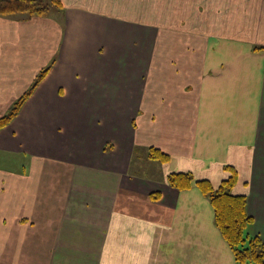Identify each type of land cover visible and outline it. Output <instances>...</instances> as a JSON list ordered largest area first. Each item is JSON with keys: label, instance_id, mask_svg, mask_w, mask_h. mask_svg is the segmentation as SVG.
<instances>
[{"label": "crops", "instance_id": "obj_1", "mask_svg": "<svg viewBox=\"0 0 264 264\" xmlns=\"http://www.w3.org/2000/svg\"><path fill=\"white\" fill-rule=\"evenodd\" d=\"M45 68L0 128V264H236L197 183L149 197L147 146L214 186L232 166L264 242V0L0 13V117Z\"/></svg>", "mask_w": 264, "mask_h": 264}, {"label": "trees", "instance_id": "obj_2", "mask_svg": "<svg viewBox=\"0 0 264 264\" xmlns=\"http://www.w3.org/2000/svg\"><path fill=\"white\" fill-rule=\"evenodd\" d=\"M41 0H0V13L26 12L33 10L42 11ZM35 8V9H34ZM48 68L43 69L37 79L24 94H22L15 105L0 117V128L5 126L17 113L23 101L31 94L36 83L43 77ZM157 158H165L166 154L160 149L150 148ZM191 175L186 172H177L169 175L170 184L177 187H186L191 183ZM235 181V175L231 174L223 179L217 188H214L206 179H198L194 182L201 191L209 198L213 210L216 225L219 227L223 237L232 248L236 264H264V242L259 235L247 236L244 229L252 222V217L247 212L246 196L234 194L230 188ZM240 244V245H239Z\"/></svg>", "mask_w": 264, "mask_h": 264}, {"label": "rangeland", "instance_id": "obj_3", "mask_svg": "<svg viewBox=\"0 0 264 264\" xmlns=\"http://www.w3.org/2000/svg\"><path fill=\"white\" fill-rule=\"evenodd\" d=\"M36 1H39V0H36ZM41 2H42V6L44 7V9L42 10V11H38V10H33L32 12L31 11H26V12H22V13H27L28 15H32V14H35V13H39V14H42L43 13V11H45V10H47L48 9V7H50L52 4H54L55 3V0H41ZM42 7V8H43ZM35 9V8H34ZM14 13V12H13ZM16 13H19V12H16ZM150 148H155V149H159L158 147H156V146H147V147H145L143 150H144V152H145V156H144V158H145V167L143 166V167H141V165L138 167V169L140 170V171H144V174H145V178H146V180L147 181H149L150 183H149V185H151V186H155L154 188H153V190H151L150 192V195H149V197L151 198V199H153V200H161V188H162V186H164V185H169V186H172L173 188H176L177 190H182V189H186V188H189V187H191V184L196 180V179H194V176L191 174V173H189V172H186V173H189L190 175H191V177H192V179H191V183H190V185H188V186H186V187H177V186H174V185H172V184H170V182H169V175L170 174H172V173H177V172H182V171H169V172H165L164 171V166H163V164L168 160V155L164 152V151H162V152H164L165 154H166V157L165 158H157V157H152V156H150L151 154L153 155L154 154V152H153V150H151ZM137 157V156H136ZM133 164V165H132ZM139 165V164H138ZM227 168V170L229 171V175H231V174H234L235 175V181H236V179H237V171L232 167V166H227L226 167ZM135 169H137V166L136 167H134V162L132 163L131 162V168H130V174H136L137 176L138 175H141V174H137L138 172L135 170ZM135 171V172H134ZM228 175V176H229ZM227 176V177H228ZM227 177H225V178H227ZM225 178H223V179H225ZM201 179V178H200ZM202 179H204V178H202ZM206 179V178H205ZM222 181V180H221ZM235 181H234V183H235ZM220 183L221 182H219L217 185H212L211 183V185L214 187V188H217L219 185H220ZM233 183V184H234ZM233 184H232V186H233ZM232 186H231V188H232ZM231 188L229 189L230 190V192H232L231 191ZM233 193V192H232ZM245 195V194H244ZM246 196V195H245ZM207 197V196H206ZM209 199V198H208ZM246 200H247V196H246ZM210 201V200H209ZM211 203V202H210ZM246 204H247V202H246ZM212 205V204H211ZM213 208V207H212ZM213 212H214V210H213ZM248 225V224H247ZM246 225V226H247ZM250 226V225H249ZM249 226H247V227H245V229H244V232H247L248 233V230H249ZM245 234V233H244ZM240 245V244H239ZM252 264V263H251Z\"/></svg>", "mask_w": 264, "mask_h": 264}]
</instances>
